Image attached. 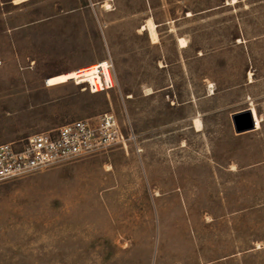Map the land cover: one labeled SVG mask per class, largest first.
Instances as JSON below:
<instances>
[{"label": "rangeland", "instance_id": "374dc122", "mask_svg": "<svg viewBox=\"0 0 264 264\" xmlns=\"http://www.w3.org/2000/svg\"><path fill=\"white\" fill-rule=\"evenodd\" d=\"M106 112L126 147L0 180V264H264V0H0V143Z\"/></svg>", "mask_w": 264, "mask_h": 264}, {"label": "built area", "instance_id": "2783aa9c", "mask_svg": "<svg viewBox=\"0 0 264 264\" xmlns=\"http://www.w3.org/2000/svg\"><path fill=\"white\" fill-rule=\"evenodd\" d=\"M102 86V90L113 87L104 78ZM88 88L96 92L89 84ZM128 141L114 113L106 112L94 120H76L51 131L0 143V180L24 177L112 147H126Z\"/></svg>", "mask_w": 264, "mask_h": 264}, {"label": "bare ground", "instance_id": "6f19581e", "mask_svg": "<svg viewBox=\"0 0 264 264\" xmlns=\"http://www.w3.org/2000/svg\"><path fill=\"white\" fill-rule=\"evenodd\" d=\"M26 0H14V2H23ZM146 28L149 30L151 38L154 41H157L158 36L156 32V26L155 23L151 20L148 19ZM179 42L182 46H185V40L183 38L179 39ZM87 79L90 81V84L94 90L100 91L103 89V78L107 81V83H110L112 86L113 84V79L112 75L109 69V64L107 61H100L95 64L88 65L83 68H77L75 70H72L62 76L56 77L54 79L49 80V83H58L62 81H68V80H79V79ZM254 120H255V128L260 127V120L258 119L255 110L252 108L251 109ZM194 126L197 130L202 129V121L200 118H195L194 119Z\"/></svg>", "mask_w": 264, "mask_h": 264}, {"label": "water", "instance_id": "95a60500", "mask_svg": "<svg viewBox=\"0 0 264 264\" xmlns=\"http://www.w3.org/2000/svg\"><path fill=\"white\" fill-rule=\"evenodd\" d=\"M232 119L237 133H242L255 128V120L251 109L234 113Z\"/></svg>", "mask_w": 264, "mask_h": 264}]
</instances>
